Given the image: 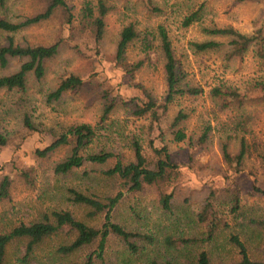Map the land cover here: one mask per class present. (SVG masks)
Listing matches in <instances>:
<instances>
[{"label": "rangeland", "instance_id": "1", "mask_svg": "<svg viewBox=\"0 0 264 264\" xmlns=\"http://www.w3.org/2000/svg\"><path fill=\"white\" fill-rule=\"evenodd\" d=\"M106 1L115 9L105 18L106 27L98 54L94 55L84 44H81L83 53L62 45L58 54L46 62L44 79L35 81L29 78L25 94L0 91V127L8 137L7 144L0 147V180L5 174L11 179L8 197L0 199V232H6L22 222L40 220L54 209L69 210L76 218L100 227L104 213L91 217L86 207L70 201L66 189L73 187L101 197L121 192L110 212L112 220L125 229L152 235L155 240L147 243L135 239L139 249L132 252L119 238L109 236L100 258L97 257L98 240L73 254L64 255L57 248L69 242L70 236L61 231L37 245L29 264H65L81 261L89 254H93L95 264H162L165 260L171 261L175 255L171 254V248H167L163 240V236L167 235L186 241L178 243L181 248L178 264H195L201 250L209 253L213 264L238 260L239 251L229 241L230 234L239 236L254 258H263L264 230L252 226L250 221L264 219V195L253 192L256 183L264 188V103L252 102L244 106L252 119L250 133L245 136L252 148V156L244 161L240 173H233L223 160L215 129L208 132L204 142L199 138L205 122L210 120L212 126L216 124L212 120L214 109L208 98L209 89L222 82L239 87L254 84L259 79L264 82V69L259 72L261 67L251 55L225 68L218 53H193L189 41L205 38L201 25L233 26L241 33H251L253 22L264 16V0H153L162 13L150 10L144 0ZM65 2L76 17L83 0ZM202 2L206 3L200 20L183 28V16L198 9ZM8 4L9 14L14 17L31 16L43 6L40 0H9ZM59 19L60 10H56L49 19L23 28L15 38L20 43L50 44L60 33ZM129 22L135 24L139 37L126 50L128 61L135 62L144 57L142 42L146 34L149 43L156 47L157 26L163 24L181 63L183 84L203 89L197 97L178 96L169 104L167 119L180 109L189 114L181 125L187 134L184 140L175 142L171 132L166 127L164 129L169 154L181 172L169 210L161 206L154 186L146 185L139 191L131 192L122 189L117 178L104 175L102 171L114 164V158L105 164L86 161L72 173L59 175L54 173V165L69 155V146L57 148L44 157L35 155L36 148H43L51 141L50 129L58 134L67 126L80 122L95 127L96 134L90 145L92 151H111L128 162L132 160L131 142L137 137L144 151L151 155L148 144L154 137L147 132L148 119L134 117L120 106L107 119L100 121L104 90L109 92L110 97L143 96L138 87L141 84L151 90L158 100H162L165 94L159 61L145 60L132 79L115 65L118 34L121 27ZM4 38L0 35V42ZM20 63V60L12 59L7 69L0 70V75L16 70ZM63 71L75 72L86 81L81 88L65 93L60 101L47 104L44 94L54 86ZM25 115L29 116L35 128L33 131L24 125ZM219 118L224 120L226 116L221 114ZM153 140L159 144L156 137ZM229 151L238 154L235 141H231ZM21 171L29 177H22ZM233 191L239 195L240 209L237 211L232 209ZM207 201L212 204L209 220L216 214L226 223L219 224L215 238L211 240L205 239L206 224L198 219ZM22 251L20 243H11L7 264H19Z\"/></svg>", "mask_w": 264, "mask_h": 264}, {"label": "trees", "instance_id": "2", "mask_svg": "<svg viewBox=\"0 0 264 264\" xmlns=\"http://www.w3.org/2000/svg\"><path fill=\"white\" fill-rule=\"evenodd\" d=\"M43 3L42 9L31 16H11L9 14V0H0V35H4V41L0 42V70L9 67L12 59L21 61L16 70L0 75V91L26 93L29 78L35 81H42L46 75V62L54 58L62 45L73 49L75 52L83 53L81 44L87 46L94 55L101 50L102 39L106 27V16L115 9L106 0H83V4L75 17L71 8L65 0H40ZM251 0H238L245 2ZM263 0H260V2ZM145 5L152 11L162 13V9L156 6L153 0H144ZM264 2V1H263ZM202 2L198 9L183 16L181 26L187 28L193 22L199 21L201 12L205 8ZM60 10V33L50 44L20 43L15 35L23 28L37 24L49 19L52 14ZM2 14V15H1ZM66 29V33H65ZM201 31L205 38L201 40H190L189 46L193 53L215 52L225 68L233 63L242 62L247 55L260 66V73L264 69V16L253 22L252 31L244 34L233 26H219L217 24L201 25ZM154 36V35H153ZM139 37V32L134 23L124 24L118 34L115 46V65L121 68L124 74L131 79L135 73L143 67L145 60L149 62L159 61L162 66L165 94L162 100H158L155 94L138 85L143 96L122 95L110 97L106 90L102 93V106L100 121H104L117 108L122 106L130 115L138 118L148 119V134L158 139V143L151 138L149 148L151 155L144 151L140 138L135 137L131 142L132 160L124 162L115 153L107 150L97 152L90 149L95 137V127L87 122L74 123L58 134L49 130L52 136L51 141L43 148H36L35 155L44 157L50 152L63 146L70 147V153L61 161H58L53 168L55 174L67 175L81 167L88 161L95 164H105L114 158V164L103 170L106 176L117 178L122 189L128 191H139L146 185L156 188L161 206L169 210L173 197V190L180 177L178 164L174 162L169 154L168 146L164 140V129L171 132L173 140L179 142L187 138L184 128L181 126L189 114L178 110L171 119H167L169 104L176 97L191 95L194 97L203 93L200 86L183 84L184 72L181 63L177 59L172 46L168 30L163 24L157 26L156 47L148 41L147 34L143 38L144 57L135 62L126 59V50L129 45ZM86 79L83 76L72 72L63 71L57 78L54 86L48 88L44 94L47 104L60 101L63 95L69 91L81 88ZM248 85V86H247ZM210 102L213 104V118L215 125L210 120L205 122L204 129L199 140L204 142L212 129L218 132L220 149L223 160L231 167L233 173L241 172L244 161L252 156L246 135L250 133L251 116L245 111L244 106L252 102L264 103V82L257 80L254 84H246L245 87L235 86L222 82L209 89L207 92ZM225 114L226 118L221 120L219 115ZM24 125L33 131L35 128L29 116H24ZM47 131V130H46ZM231 141L238 145V154H231L229 146ZM8 137L0 127V147L7 144ZM20 175L28 178L29 174L21 171ZM11 179L5 174L0 180V199L9 195ZM69 199L76 205L86 207L89 216H97L104 213V220L101 226L91 225L82 219L76 218L69 210L54 209L43 215L42 219L20 223L13 226L6 232H0V264H7L8 247L11 243H20L23 247L19 264H29L35 248L44 239L61 231H66L70 236L69 242L60 245L57 251L61 254H73L95 243L98 240L97 257H101L107 237L115 236L125 243L126 248L132 252L139 249L135 239L153 242L155 237L146 233H138L125 229L122 225L112 220L110 212L118 202L121 192L114 196L105 197L94 194H86L73 187H67ZM253 192L264 195V188L256 183ZM232 209H240L239 195L233 191L231 195ZM212 204L207 201L198 214L200 222L206 224V240L215 238L220 218L213 214L209 220V212ZM251 225L264 230V219L251 220ZM226 224V223H224ZM167 248H171V254H175L171 261L165 260L162 264H178L180 261L178 243L186 242L182 238L171 235L163 236ZM229 241L239 251L240 258L221 264H264L263 258H254L246 244L236 234L229 235ZM65 264H95L93 254L85 256L81 261H69ZM157 264V263H155ZM195 264H213L209 253L205 250L198 252Z\"/></svg>", "mask_w": 264, "mask_h": 264}]
</instances>
